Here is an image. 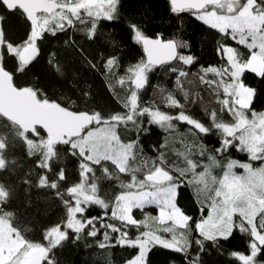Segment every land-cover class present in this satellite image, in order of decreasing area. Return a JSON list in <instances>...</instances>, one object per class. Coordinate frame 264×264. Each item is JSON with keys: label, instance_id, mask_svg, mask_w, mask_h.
I'll list each match as a JSON object with an SVG mask.
<instances>
[{"label": "snow or ice", "instance_id": "obj_1", "mask_svg": "<svg viewBox=\"0 0 264 264\" xmlns=\"http://www.w3.org/2000/svg\"><path fill=\"white\" fill-rule=\"evenodd\" d=\"M170 3L173 13L194 10L198 19L220 33H226L230 29L236 42L249 49L251 55L243 59L237 49L221 45L218 51L226 57L228 66L223 69L215 67L203 69L205 74L211 72L221 77L219 87L223 89L226 97L221 101L223 105L221 111L227 110L234 122H225L213 111L212 123L206 126L193 116L185 114L183 110L172 116L158 109L153 110L152 107H140L138 92L145 88L148 73L155 66L174 60L182 61L184 65H192L194 57L178 53L177 49L186 48L187 44L174 40L162 42L160 39H149L135 23L129 24L132 39L143 46L147 60L127 69L131 74L128 79L134 88L123 103V107L128 110L126 113L113 114L110 119H104L99 112L89 114L86 111H71L60 103L38 98L39 90L15 86V73L6 68L5 53L16 59V71L23 72L38 56V41L43 39L45 33L55 36L57 32L65 31L66 26H72L74 19L83 23L81 17L83 10L88 17L93 18L92 28L88 32L91 39L96 30L97 20L117 19L119 0H0V7L12 12L19 11L29 22V34L20 45L6 41L3 28L0 26V118L7 120V123L0 124V171L6 170L9 163H15L9 162L5 153L10 147H15L16 140H22L27 145L29 156L40 153L41 158L37 167L48 171L52 170V162L59 158L55 148L58 144L70 146V154L81 158L79 163L81 180L65 190L66 194L71 196L72 202L63 199L64 193L60 191L56 193L66 207V221L45 229L46 246L29 241L14 225L16 214L6 207L13 189L0 182V264H42L44 261L46 264H55L49 254L69 238L67 230L70 229L78 240L88 226H91V230L87 232L88 236H97L100 228L111 229L112 232L119 233L116 244L137 248L138 254L127 261V264H148L149 253L156 246L183 253L187 259L193 244L199 247L200 252L205 250L204 241H212L214 247H219L218 238L228 240L233 236L234 228H238L241 233L252 238L249 245L251 254L232 252L230 255L239 259L242 264H259L255 258L262 251L261 246H264V112L257 114L252 111L251 119L245 114L244 110L251 111L254 90L246 86L241 77L245 71L264 77V0L262 2L246 0L244 3H241V0H170ZM2 20L3 17L0 16V22ZM114 66H118L116 57L108 59L104 65L109 72ZM56 67L57 71H60L59 66ZM171 71H179V76L187 75L175 67L171 68ZM225 77L230 78V81ZM119 83L125 84V79L120 78ZM87 95L88 93H85V96ZM166 101L169 107L183 108L171 93L167 95ZM145 114L148 115L150 124L159 125L166 131L175 130L176 125L172 123L174 120L186 122L198 130L191 132L197 140L198 134H210L214 128L221 138L220 147L214 149V153H226L235 147L238 151L246 152L250 161H261L262 164L259 168H254L251 163L228 159L226 165H223L226 169L223 177L217 179L211 174L210 169L213 166L221 167L222 159L217 160L216 155L209 152L207 159L210 163L204 165V170L197 174L195 169L198 162L190 158V149L197 148L201 156L208 152V149L202 142L196 143L194 140L192 145L187 146L189 152L177 153L184 157L187 167L165 170L161 165L166 166L167 159L161 152L158 157L159 163L154 170H150L142 180H138L135 173L139 169L130 166V161L136 159L133 149L137 141L122 143L116 129L118 124L127 126L131 122L137 132L147 131L142 129L137 121V117H143ZM101 124L103 127L99 126ZM90 125L97 127L89 128ZM40 129L47 134L46 138L41 135ZM30 137L38 138V142L37 139ZM234 141L239 143L235 144ZM160 147L164 148L165 145L162 144ZM103 161H110L119 173L131 174V182L120 184L124 191L114 198L111 219L118 220L125 226H135L138 230L141 226L148 229L138 231L135 239L129 238L128 232L113 224L102 222V217H77V214L85 213L91 205L104 210L110 207L105 199L97 195V181L102 177L93 176V182L88 183L87 174L94 173L92 165L100 166L104 177L113 178V172L102 164ZM236 167L244 169L246 174L237 175L233 172ZM170 171H175L179 175L170 174ZM189 172L195 178L194 181L189 180V184L195 182L204 185L202 189H197V198L203 195L211 201L207 216L195 221L194 229L190 227L193 217L186 215L176 202L179 188L183 186L182 178ZM65 180L66 173L63 168L53 181L48 179L45 172L39 177V187L58 190V181ZM23 182L31 187V181L27 178ZM212 185L218 187L213 189ZM212 191L214 195H209ZM200 203L203 212L204 200H200ZM151 205L159 209L158 216L145 215L142 220L134 218V209L143 210ZM236 215L239 217L238 223L234 221ZM98 220L101 221L100 228L96 226ZM169 221L172 226L153 228V224L163 226ZM62 227L65 230H62ZM177 229L182 231L177 233ZM193 231L203 239H193ZM161 232L171 234V238H165L159 234ZM108 240L109 232L105 231V242L100 243V247H106ZM187 264H200L199 253L188 260Z\"/></svg>", "mask_w": 264, "mask_h": 264}, {"label": "trees", "instance_id": "obj_2", "mask_svg": "<svg viewBox=\"0 0 264 264\" xmlns=\"http://www.w3.org/2000/svg\"><path fill=\"white\" fill-rule=\"evenodd\" d=\"M244 2L246 0H241V3ZM258 2H262V0H258ZM194 14L195 12L192 11L173 13L168 0H119L117 19L112 21L97 20L96 30L91 39L88 37V32L92 28L93 18L85 16L81 11L83 23L73 18L74 24L66 26L65 31L57 32L55 36L49 33L44 34L43 39L38 41V56L23 72L16 71V59L7 56L6 53L5 65L8 70L15 73V86L33 87L39 90L38 98H47L51 102L60 103L61 106L71 111H86L89 114L99 112L104 119H110L113 114H124L128 111L123 107V103L131 94L134 86L128 79L131 74L127 69L140 61L147 60L142 45L132 39L129 24L135 23L148 38L161 41L174 40L187 44L188 47L177 49L178 53L194 57L192 65H184L182 61L175 60L170 64L154 67L148 73V82L145 88L138 92L139 106L152 107L153 110L158 109L172 116L183 110L185 114L193 116L206 126L212 123L211 113L213 111L225 122H233V118L227 110L216 109L203 112L196 106L190 108L167 106L166 97L169 93L181 105H184L188 96V92L181 87V81L186 75L179 76V71L172 72L171 68L175 67L187 75L197 76L202 84L209 85L214 95L218 96V88H215L213 83H209V81H214L213 76L209 73L204 74L203 69L209 67L222 69L228 66L227 60L221 51H218L220 46L237 49L243 59H247L251 55L246 46L236 42L230 31L220 33L199 21ZM0 16L3 17L0 26L3 28L6 41H10L14 45L22 44L29 34V22L19 11L12 12L2 7H0ZM113 57L117 58L118 66H114L109 72L104 65L108 59ZM57 65L60 71H57ZM120 78L125 79V84L119 83ZM241 80L254 90L251 111L244 110L245 114L249 116L252 111L257 114L264 112V77L245 71ZM155 90H167V93L161 96L156 104H151L150 99ZM85 93L88 95L85 96ZM137 121L140 127L147 131L137 132L131 122L127 126L118 124L116 130L122 143L137 141L133 149L136 159L130 161V166L139 169L135 174L141 180L150 170H154V167L159 163L158 157L161 152L167 159L166 166L161 165L165 167V170H171L173 167H187L184 157L177 153L189 152L187 146L192 145L194 140L196 143L202 142L208 149V152L203 156L200 155L197 148L190 149V158L198 162L195 172H201L204 165L210 163L207 159L209 152L216 155L217 160L222 159L224 164L228 159L251 163L253 167L262 164L261 161H250L246 152L238 151L235 147L230 148L226 153H214V149L219 148L221 144L220 135L214 128L210 134H198L199 139L197 140L191 135V132H198V130L187 125L186 122L174 120L172 123L176 125L175 130L166 131L159 125L150 124L147 114L137 117ZM5 123L7 120L0 118V124ZM94 127L97 125H91L89 128ZM41 135L46 138L42 131ZM30 138L37 139L38 142V138ZM234 143L237 144L236 141ZM162 144L165 145L164 148L160 147ZM55 148L59 153V158L52 162V170L48 171L37 167L41 158L40 153L29 156L27 145L22 140H16L15 147H10L5 153L7 160L15 163H9L6 170L0 171V182L13 189L6 207L16 214L13 220L14 225L29 241L41 243L44 246L47 245V241L44 240L45 229L66 221V207L62 199L57 197V191L64 193L63 199L72 202L71 196L66 194L65 190L81 180L79 175L81 158L70 154V146L58 144ZM102 164L113 172V178L104 177L101 167L92 165L94 173L87 174L88 183L93 182V176L102 177L97 181V195L105 199L110 207L104 210L99 206L91 205L85 213L78 214V216L79 218L102 217V222L113 224L122 231L128 232L129 238L135 239L138 231L148 229L141 226L138 230L135 226H125L122 222L111 219V206L115 203L114 198L124 191L120 184L121 182L125 184L131 182V174L119 173L110 161H103ZM61 168L65 169L66 180L58 181V190L39 187L40 175L47 172L48 179L53 181L57 179V173ZM170 174L179 175L175 171H170ZM192 175L189 172L182 178L183 186L179 188L176 202L186 215L193 217L190 227L194 229L195 221L200 220L202 216L206 217L207 209L203 207V212H201L202 206L198 205L193 197L192 190L188 185V179ZM115 177H119V179ZM25 178L31 181V187L23 182ZM145 215L157 216V207L149 206L143 210H133V216L137 220L144 219ZM100 223L101 221L98 220L97 228H100ZM164 226L172 225L171 222L163 226L153 224V228ZM62 230L65 229L62 227ZM89 230H91V226L86 227L80 234L81 238L77 240L75 234L68 229L69 238L49 254L55 264H125L138 254L137 248L116 244L118 232L100 228L97 236L91 237L87 235ZM105 231L109 232V240L106 242L107 246L101 248L100 243L105 242ZM180 231L182 230L177 229L178 233ZM159 234L164 235L165 238H171V234L162 232ZM192 238L203 239L195 231L192 232ZM251 241L252 238L249 235L234 228L233 236L228 240L218 238L219 247H214L212 241H204L205 250L200 252L199 247L193 244L189 249L190 255L187 259L183 253L156 246L149 253L148 264H187V261L197 253H199L200 264H242L230 254L237 252L249 255ZM261 247L262 251L255 259L259 264H264V246ZM42 264H46V261Z\"/></svg>", "mask_w": 264, "mask_h": 264}, {"label": "rangeland", "instance_id": "obj_3", "mask_svg": "<svg viewBox=\"0 0 264 264\" xmlns=\"http://www.w3.org/2000/svg\"><path fill=\"white\" fill-rule=\"evenodd\" d=\"M209 8H211V7H209ZM81 11L83 12V14L85 16H87L86 13L83 10H81ZM217 11H220V10H217ZM194 15L197 18L196 14H194ZM198 20L201 21L202 23H204L202 20H200V19H198ZM206 25H208V24H206ZM227 31L231 32L230 29L227 30ZM249 42H251V38H249ZM254 51H258V49H254ZM225 59H226V57H225ZM209 74H211L213 76V78H214V81H216V83H213V84L215 85V88H218V90H219L218 91L219 92L218 96L214 95V93L211 90L209 85L207 86L206 84H202L197 76H195V75H186L181 81L182 89H184V90H186L188 92V96H187L186 102L183 105V108H190L192 106H196L198 109H200L203 112L208 111V110H216V109H222L223 108V105H222L221 101L224 100L226 97H225V95L223 93V89L221 87H219V81H220L221 77H217L214 73H211V72H209ZM225 79L230 81V78L225 77ZM166 93H167V90H155L153 92V95H152L151 99H150V103L151 104H156L158 102L159 98L161 96H163L164 94H166ZM228 99L230 100L231 98L228 97ZM248 117L251 119V114ZM100 127H103V125H101ZM237 134L239 135V133H237ZM236 142H237V144L239 143V141H236ZM241 163H244V162H241ZM223 165H226V164H224L222 162V166L221 167L213 166L210 169L211 174L213 176H215L217 179H220V178L223 177V173L226 170L225 167H223ZM260 166L261 165L256 166L254 168H259ZM199 172H196V173L198 174ZM233 172H235L237 175H245L246 174L244 169L239 168V167L234 168ZM137 179L141 180L138 177H137ZM194 179L195 178L192 175V177H190L188 179V181L189 180H193L194 181ZM188 185L190 186V188L192 190L193 197H194L195 201L198 203V205L202 206L201 203H200V200H204L203 207H205L207 209V214H208L209 205H210L211 201L206 199L205 196H203V195H200L199 199L197 198V189H202L204 187V185L203 184H197L195 182H193L191 184L188 183ZM215 187H218V185H212L213 189ZM133 190H135V189H133ZM146 190H152V189H146ZM209 195H214V191L210 192ZM151 206L156 207L155 205H151ZM146 207H149V206H146ZM207 214H206V216H207ZM158 215H159V209H158ZM77 217L79 218L78 214H77ZM234 221L237 222V223L239 222L238 215L234 216ZM250 254H251V251H250ZM125 264H127V263H125Z\"/></svg>", "mask_w": 264, "mask_h": 264}, {"label": "water", "instance_id": "obj_4", "mask_svg": "<svg viewBox=\"0 0 264 264\" xmlns=\"http://www.w3.org/2000/svg\"><path fill=\"white\" fill-rule=\"evenodd\" d=\"M168 2H169V4H170V6H171V3H170V0H168ZM209 7H211V6H209ZM192 12H195L194 10H192ZM149 39H153V38H149ZM162 42H167V41H162ZM142 48H143V46H142ZM144 55H145V57H146V59H147V56H146V54H145V52H144ZM175 61V60H174ZM174 61H172V62H174ZM172 62H170V63H172ZM170 63H166V64H170ZM166 64H163V65H166ZM160 66H162V65H157V66H155V67H160ZM4 119H6V118H4ZM91 126V125H90ZM89 126V127H90ZM45 135H47L44 131H43V129H40Z\"/></svg>", "mask_w": 264, "mask_h": 264}]
</instances>
